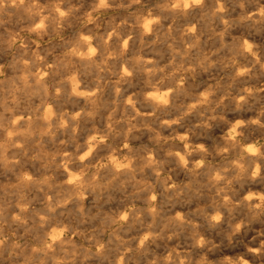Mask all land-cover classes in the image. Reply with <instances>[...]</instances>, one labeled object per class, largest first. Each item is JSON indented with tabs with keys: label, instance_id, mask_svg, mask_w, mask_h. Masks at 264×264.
Returning <instances> with one entry per match:
<instances>
[{
	"label": "clouds",
	"instance_id": "1",
	"mask_svg": "<svg viewBox=\"0 0 264 264\" xmlns=\"http://www.w3.org/2000/svg\"><path fill=\"white\" fill-rule=\"evenodd\" d=\"M0 264H264V0H0Z\"/></svg>",
	"mask_w": 264,
	"mask_h": 264
}]
</instances>
